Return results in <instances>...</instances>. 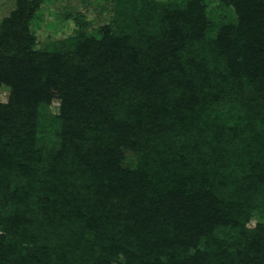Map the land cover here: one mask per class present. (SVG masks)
Returning <instances> with one entry per match:
<instances>
[{
	"label": "trees",
	"instance_id": "1",
	"mask_svg": "<svg viewBox=\"0 0 264 264\" xmlns=\"http://www.w3.org/2000/svg\"><path fill=\"white\" fill-rule=\"evenodd\" d=\"M197 1L186 7L151 3L136 19L143 29L137 35L108 32L64 51L34 49L28 24L38 1L20 0L3 21L0 84L9 83L12 92L0 105V186L17 182L16 176L3 181L16 166L26 173L0 201L6 232L0 234V264H113L123 247L125 264H264V223L246 227L253 210L264 205V144L250 141L254 131L240 132L241 122L198 127L205 136L201 146L213 158L222 153L221 164H213L219 171L198 168L188 183L167 191L151 190L148 180L149 172L168 167L160 154L180 144L201 109L221 98L212 91L218 85L206 57L227 65L232 85L242 79L254 89V116L264 121V0H223L239 20L217 38L208 37ZM157 6L158 26L146 30ZM194 50L198 57L188 63ZM53 98L61 99L60 114L46 116L42 126L38 110ZM194 142L192 149L199 146ZM120 146L134 150L147 171L120 172L113 162ZM102 156L112 161L102 168L109 182L102 184L100 201L83 200L82 187L92 184L94 163ZM19 157L25 161L18 164ZM225 163L229 168L221 169ZM59 219L81 236L55 235L62 231ZM43 222L50 224L46 237L30 246L34 226ZM229 228L244 243L219 237ZM240 243L247 253L241 254ZM231 247L239 255L230 258Z\"/></svg>",
	"mask_w": 264,
	"mask_h": 264
},
{
	"label": "rangeland",
	"instance_id": "2",
	"mask_svg": "<svg viewBox=\"0 0 264 264\" xmlns=\"http://www.w3.org/2000/svg\"><path fill=\"white\" fill-rule=\"evenodd\" d=\"M20 0H0V29L3 21L10 17L11 14L17 9ZM25 1H38L35 4V12L33 16L29 19V31L33 37L34 49H39L42 51H64L66 48H74L76 42L84 38H93L95 41L102 38L106 33H115L121 36L130 32V34L137 35L141 32L142 27L138 26L136 19L144 15V10H147L151 3L158 4H175L180 7L188 6L189 0H25ZM198 6L204 7L203 13L206 17V27H208V37L211 35L213 38H217L221 33L223 27L226 26H236L238 24L239 16L236 8L233 5H228L223 0H198ZM160 7L154 9V15L152 16L153 21L150 27H145L146 30H152L158 26L160 17ZM193 55L190 54L188 58H185L188 63L191 62L193 57H198L196 51H193ZM190 58V59H189ZM187 63V64H188ZM208 74L211 80L216 82L218 86H214L212 91L216 94H220V99L213 103L211 106H206L199 112V118L194 120L195 124L190 123L180 140V144L176 145L170 151L162 152L160 155L162 157L161 162H168V167L165 169L156 168L153 172H149L148 177L149 183L151 185V190H163L167 191L168 188H176L179 185L188 183L192 172L198 168L202 171H219L216 168V159H219L220 164L223 161L222 153L216 155L205 150V144H201L205 138L199 133V128H205L208 124H228V125H241L238 129L243 132L244 129L254 131L250 141L255 140V144L263 143L264 139L262 136L264 133V121L263 117L259 115V119L256 120L254 113L258 111V96L253 92L250 85L242 79H238L233 85L228 80V70L226 64L220 60L214 58L213 56H208L205 58V63ZM173 73V72H172ZM222 75L218 80L216 76ZM175 81V78H170L169 83ZM233 83V82H232ZM172 85V84H171ZM174 85L177 89L184 88L182 85L178 87L176 82ZM220 85L221 88H220ZM175 88V89H176ZM12 92V87L7 82H2L0 84V105L7 104ZM214 94V95H216ZM39 113L43 114L40 116V122L42 126H46L49 115H59L61 111V99L53 98V100L47 105H41L39 108ZM254 117H253V116ZM121 117V116H119ZM198 120V121H197ZM49 122V121H48ZM253 123H256L252 125ZM257 127V130L254 129ZM243 128V129H241ZM241 129V130H240ZM191 136V134H194ZM255 133L257 135L255 136ZM191 139L195 141L197 148L192 149ZM201 141V142H200ZM120 152L116 153V160L113 162L118 163V168L120 172L123 170L131 171H147L141 166L140 156L132 149L128 147H119ZM158 152V151H157ZM209 154H208V153ZM22 153V151H21ZM20 153V154H21ZM19 154V155H20ZM31 156H27L25 159H29ZM19 157L18 164L25 161L20 160ZM32 158L30 161H34ZM108 162H112L109 159H103V156L99 159L97 158L94 165L95 171L92 176V184L88 187L83 186V200L94 198L97 202L100 201L98 198L101 196L102 184L108 181L106 173L102 168L106 169L109 167ZM158 164V163H155ZM214 164V166H213ZM146 167H150L153 164H145ZM97 167V169H96ZM221 169L229 168V164L220 165ZM115 168V167H114ZM239 170V169H237ZM240 171V170H239ZM13 174L10 179L7 177L3 180L4 182H10L16 176L17 182L8 186L6 183L0 188V201H3L7 197L8 191L14 188L15 185L22 184V180H19V174H25L26 169L16 166L12 170ZM83 172H86L84 170ZM226 176H229L230 174ZM233 177V176H231ZM227 179V178H226ZM234 181V180H230ZM230 186V182H228ZM59 190V189H58ZM153 198L158 196V191L156 193H150ZM10 200V199H9ZM73 201V200H72ZM11 202H7L10 205ZM73 205L75 202L73 201ZM262 208L258 210H253L251 217L249 218L246 227L249 229H254L259 223H264V205H259ZM260 210V211H259ZM84 211L86 209L84 208ZM5 212V209H4ZM70 212H75V207L70 208ZM66 217V215H65ZM47 219V218H44ZM60 220V221H59ZM58 224L63 222L60 227L61 232L55 233V235L63 236H75L74 231L71 226L68 227L67 219H59ZM37 224L34 226L31 232L32 239L29 240L30 246H35L46 237L44 235L47 233L45 230L50 229V224ZM81 228V227H80ZM80 229H78L79 232ZM76 236H81V230ZM96 231L89 230V234H95ZM87 233V230L85 231ZM0 234L4 235L6 232L0 227ZM219 237H224L226 239L234 238L237 239V243L240 241V232L236 229L229 228L223 229L218 234ZM10 238V237H7ZM35 242V243H33ZM241 242V241H240ZM244 243V241L242 240ZM241 242V243H242ZM12 243V242H11ZM235 243V244H237ZM240 243L241 254L247 253L245 246ZM234 245V243L232 244ZM230 258L234 255H239L235 247L230 248ZM253 253V252H252ZM57 255L59 253H56ZM19 258L15 256V261ZM232 260V259H231ZM238 261H243V258L239 256ZM51 259L48 264H50ZM113 264H125V247L118 250L117 256L112 259Z\"/></svg>",
	"mask_w": 264,
	"mask_h": 264
}]
</instances>
